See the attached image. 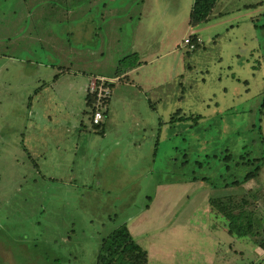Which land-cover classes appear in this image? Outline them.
I'll use <instances>...</instances> for the list:
<instances>
[{
	"label": "rangeland",
	"instance_id": "1",
	"mask_svg": "<svg viewBox=\"0 0 264 264\" xmlns=\"http://www.w3.org/2000/svg\"><path fill=\"white\" fill-rule=\"evenodd\" d=\"M192 1L0 0V264H95L123 223L158 241L156 264H264L175 181L248 198L264 226V158L224 184L264 157V0H217L190 25ZM95 74L115 83L103 127L85 102Z\"/></svg>",
	"mask_w": 264,
	"mask_h": 264
},
{
	"label": "trees",
	"instance_id": "2",
	"mask_svg": "<svg viewBox=\"0 0 264 264\" xmlns=\"http://www.w3.org/2000/svg\"><path fill=\"white\" fill-rule=\"evenodd\" d=\"M217 0H193L192 6L189 11V24L197 25L207 20L212 8ZM189 44L192 50L200 46L199 37L196 34L190 35ZM139 62L136 60V53L133 52L118 60L116 67L117 75L127 72L136 66ZM111 86V83H107ZM108 98L102 100V115H106ZM95 97L89 93L88 89L85 95L86 105L90 108V120L93 114V103ZM103 118V117H102ZM92 122V120H91ZM97 127H103V122L100 121L94 124ZM102 130V129H101ZM230 157L229 154L225 158ZM243 157V155L241 156ZM262 157H254L246 159V162L254 164L252 169L248 170L241 179H232L225 185L240 184L251 178H257L261 169ZM192 179H197L193 176ZM199 179L206 182V177ZM207 184V183H206ZM250 194V193H248ZM231 195L211 196L209 203L211 207L216 208L227 220L228 230L236 233L237 236H250L255 238L257 245L260 249L264 250V226L261 230L255 229L252 217L255 214V208L250 206L248 198H241L238 201ZM247 208L248 210H246ZM260 228V227H258ZM147 252L142 248L130 234L128 227L125 223L119 224L111 229L105 236L101 238L100 245L96 254L95 264H148Z\"/></svg>",
	"mask_w": 264,
	"mask_h": 264
},
{
	"label": "crops",
	"instance_id": "3",
	"mask_svg": "<svg viewBox=\"0 0 264 264\" xmlns=\"http://www.w3.org/2000/svg\"><path fill=\"white\" fill-rule=\"evenodd\" d=\"M138 67L136 66V68H133V69H131V70H129V71H127V72H124V73H122V74H120V75H117V74H115L114 76H113V78L112 79H115V78H117L118 80H121V78L122 77H126V76H128V74L130 73V72H133V71H135L136 69H137ZM119 76H120V78H119ZM94 77H98V78H101V77H103V78H107V79H109V80H112L110 77H108V76H106V75H104V74H95V75H92V77L90 78L89 77V80H88V82H87V86H86V91H87V89H88V86H89V83H90V80H92V78H94ZM111 83H112V85L111 86H113V84H115L114 83V81L112 80L111 81ZM111 94V93H110ZM109 94V95H110ZM111 96H112V94H111ZM111 98V97H110ZM110 98H109V100H110ZM103 133H104V131H103ZM176 182H178V183H180V184H183V185H185L186 187H190L191 189H192V187L193 186H195V189H197V190H199L200 188L201 189H203V192H202V194H201V200H200V202H202V204H204V205H206V206H208V201H209V198H210V195H211V193H212V190H210V189H208L207 187H206V183L203 181V180H201V179H178V180H175ZM168 182H174V181H168ZM189 182H191V183H189ZM206 184V185H205ZM208 197V198H207ZM209 208V207H208ZM130 229V231L132 232V229L131 228H129ZM133 232H135V234L136 233H141V232H136V231H134L133 230ZM142 234H146V232H143ZM137 235L138 236V238L136 237V240L138 239V244L142 247V248H144L145 250H146V252H147V259H148V264H156L157 263V261H162V260H164V259H160L158 256H157V254L159 253V251L157 250L158 249V241H155V242H149L147 239L145 240H143L142 238H144L143 236L144 235ZM218 236V235H217ZM142 237V238H141ZM161 247V246H160ZM258 249H259V251H257V253L256 254H258V255H264V250H262V249H260L259 247H257ZM262 253H261V252ZM154 253H156V257L157 258H155V254ZM162 253V252H161ZM261 253V254H260ZM165 259H167V257L165 258ZM208 261H209V259H208Z\"/></svg>",
	"mask_w": 264,
	"mask_h": 264
},
{
	"label": "built area",
	"instance_id": "4",
	"mask_svg": "<svg viewBox=\"0 0 264 264\" xmlns=\"http://www.w3.org/2000/svg\"><path fill=\"white\" fill-rule=\"evenodd\" d=\"M185 43L189 42L188 38H185ZM107 81H99L97 79H94L91 81V84L89 85L88 91L89 93H92L95 97V101L93 103L94 112L91 115V120L93 124H96L102 120V100L103 98L109 97L110 90L108 85H105Z\"/></svg>",
	"mask_w": 264,
	"mask_h": 264
},
{
	"label": "clouds",
	"instance_id": "5",
	"mask_svg": "<svg viewBox=\"0 0 264 264\" xmlns=\"http://www.w3.org/2000/svg\"><path fill=\"white\" fill-rule=\"evenodd\" d=\"M88 88H89V86H88Z\"/></svg>",
	"mask_w": 264,
	"mask_h": 264
}]
</instances>
